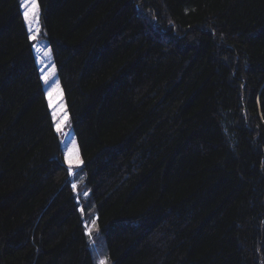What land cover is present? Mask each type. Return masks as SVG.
I'll return each instance as SVG.
<instances>
[{"label":"trees","instance_id":"16d2710c","mask_svg":"<svg viewBox=\"0 0 264 264\" xmlns=\"http://www.w3.org/2000/svg\"><path fill=\"white\" fill-rule=\"evenodd\" d=\"M36 4L81 163L0 0V264H264V0Z\"/></svg>","mask_w":264,"mask_h":264},{"label":"rangeland","instance_id":"374dc122","mask_svg":"<svg viewBox=\"0 0 264 264\" xmlns=\"http://www.w3.org/2000/svg\"><path fill=\"white\" fill-rule=\"evenodd\" d=\"M23 3H24V0H21V4ZM22 9L24 12L25 9L24 8ZM39 28H40V33L37 35V39L35 41L33 40L32 41L33 43L37 45L40 51L37 52L35 49H33L34 55L36 58V62L38 64V68L40 69V74L42 76L41 78L45 76L49 77V83L47 85L45 84V81L43 79L44 87L46 90V94L48 95L49 104L52 107L51 113L53 115V118L55 119V124L57 126H61V130L58 133L60 134V138L62 140L61 145L66 146L65 150H66V156H67L66 158L68 161V165L70 167L76 166L78 161H79V164L81 163L80 156L77 150L76 143L74 139H72V135H71L72 132H70L71 128L69 126V122L67 121V115L65 114V111L63 110L64 101L62 104L61 98L58 94V84L56 82L57 76H56L55 69L52 63L51 54L45 55V52L49 50V45L47 43V40L44 37H42L40 24H39ZM31 34L33 33H30V35ZM64 109H65V105H64ZM56 125L55 127L57 129ZM77 182L78 181L76 179L74 181V184L76 186H78ZM90 239L94 247V251L96 252L97 250L98 262L100 263V261L104 260L99 250L100 242H101V247L103 246V241H101L102 238L100 240V238L95 233L92 232Z\"/></svg>","mask_w":264,"mask_h":264},{"label":"snow or ice","instance_id":"6c2138e0","mask_svg":"<svg viewBox=\"0 0 264 264\" xmlns=\"http://www.w3.org/2000/svg\"><path fill=\"white\" fill-rule=\"evenodd\" d=\"M22 8H24V12H23V17H24V21L28 24L29 26V32L33 33L29 36L30 40L35 41L37 39V35L40 33V28H39V9H38V5L36 4V0H24V3L20 5ZM31 47L33 49H35L37 52L40 51V49L37 47V45L35 43H33L31 45ZM50 54V50H48L47 52H45V55ZM45 84L47 85L49 83V77L45 76L43 77ZM61 130V126H57L56 131L59 132ZM67 140V138H66ZM66 143V141H65ZM77 164H79V161L77 162ZM68 173L69 175L73 174V169L72 167L68 168ZM76 188V185L73 184V189ZM85 195H87V193H85ZM96 221L93 219L92 220V226H95ZM87 231L89 236L91 237L92 234V228L91 227H87ZM100 264H107L106 260H102L100 261Z\"/></svg>","mask_w":264,"mask_h":264}]
</instances>
